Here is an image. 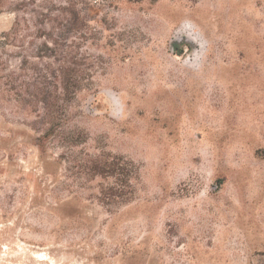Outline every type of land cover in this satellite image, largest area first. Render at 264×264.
Returning a JSON list of instances; mask_svg holds the SVG:
<instances>
[{
  "label": "rangeland",
  "instance_id": "rangeland-1",
  "mask_svg": "<svg viewBox=\"0 0 264 264\" xmlns=\"http://www.w3.org/2000/svg\"><path fill=\"white\" fill-rule=\"evenodd\" d=\"M80 1L73 137L1 108L0 264H264V0Z\"/></svg>",
  "mask_w": 264,
  "mask_h": 264
},
{
  "label": "trees",
  "instance_id": "trees-1",
  "mask_svg": "<svg viewBox=\"0 0 264 264\" xmlns=\"http://www.w3.org/2000/svg\"><path fill=\"white\" fill-rule=\"evenodd\" d=\"M82 3L0 0V13L16 14L10 28L0 34V116L3 105H11L25 119L34 116L31 130L36 135L32 144L40 151L48 140L68 143L74 135L67 126L70 104L89 76L88 69L79 62L82 55L70 40L71 34L81 41L86 38L87 26L77 9ZM36 41H40L39 46ZM39 60L47 61L45 66L40 67ZM117 160L98 155L91 163L93 175L116 179L101 191L107 200L125 196L121 188L129 187L132 176V171L120 167Z\"/></svg>",
  "mask_w": 264,
  "mask_h": 264
}]
</instances>
